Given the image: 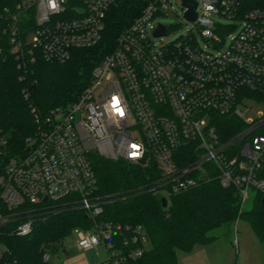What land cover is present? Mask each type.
Masks as SVG:
<instances>
[{
  "label": "built area",
  "instance_id": "built-area-1",
  "mask_svg": "<svg viewBox=\"0 0 264 264\" xmlns=\"http://www.w3.org/2000/svg\"><path fill=\"white\" fill-rule=\"evenodd\" d=\"M14 1L3 27L12 52L66 62L74 49L102 40L119 0H54L55 7L52 0ZM195 1L191 20L181 0L189 30L157 44L169 32L158 20L173 10L172 0H143L77 101L43 117L33 109L38 128L28 153L0 176V233L10 227L7 232L28 235L39 215L68 206L92 219L91 229L72 233L80 249L104 245V264H128L150 250L143 225L100 219L107 199L96 194L94 155L156 168L158 177L141 192L168 197L214 178L236 188L243 203L251 189L264 195V110L246 118L240 107L264 104V0ZM222 19L240 22L239 33L231 35L238 24ZM161 25L166 32L156 37ZM199 36L214 50L202 48ZM114 97L123 115L113 108ZM51 251L46 247V261ZM11 263L0 242V264Z\"/></svg>",
  "mask_w": 264,
  "mask_h": 264
},
{
  "label": "trees",
  "instance_id": "trees-1",
  "mask_svg": "<svg viewBox=\"0 0 264 264\" xmlns=\"http://www.w3.org/2000/svg\"><path fill=\"white\" fill-rule=\"evenodd\" d=\"M14 0H0V176L13 159L28 153L27 140L37 131L35 112L46 116L57 107L77 101L90 84L94 67L117 44L120 33L140 13L143 0H119L106 17L102 40L94 46L77 48L66 62L51 61L37 51L18 58L12 52L5 8ZM28 21L30 19H27ZM238 130L234 128L231 132ZM98 178L96 194L106 197L100 219L114 223H138L147 230L152 247L128 264H181L178 251L191 252L209 245L213 232L242 218L264 242V195H256L251 208L244 209L234 187L224 188L218 179L168 196L139 189L158 177L157 170L124 159L92 156ZM92 219L82 209L58 207L39 215L28 235L7 232L0 242L11 252V264H49L46 247L53 251L76 227L91 229ZM233 264H237L236 262Z\"/></svg>",
  "mask_w": 264,
  "mask_h": 264
},
{
  "label": "rangeland",
  "instance_id": "rangeland-1",
  "mask_svg": "<svg viewBox=\"0 0 264 264\" xmlns=\"http://www.w3.org/2000/svg\"><path fill=\"white\" fill-rule=\"evenodd\" d=\"M173 10L166 17L159 18V22L169 28V32L160 39L154 40L157 44L169 43L176 40L189 30L185 22L181 0H172ZM217 20V19H216ZM225 25L233 23L238 27L231 32V35L239 33L240 22H233L228 19L221 20ZM230 36H227L225 46H228ZM199 45L212 49V42L206 41L199 36ZM246 118H256L259 111L264 110V104H254L252 108L241 105ZM209 122V119H208ZM249 199L243 203L244 209L252 207L258 191L250 190ZM213 234L217 239L209 245H197L193 253L187 254L178 251V259L181 264H264V242H261L245 219H238L236 222L216 229ZM78 238L74 233L66 236L58 246L50 252L49 264H69L71 259L82 258L87 264H104L108 253L104 245H99L89 250L80 249L77 244ZM79 257V258H78Z\"/></svg>",
  "mask_w": 264,
  "mask_h": 264
},
{
  "label": "water",
  "instance_id": "water-1",
  "mask_svg": "<svg viewBox=\"0 0 264 264\" xmlns=\"http://www.w3.org/2000/svg\"><path fill=\"white\" fill-rule=\"evenodd\" d=\"M183 4L186 5L187 7H189V10L186 12L187 17L191 20L196 19L197 14H196L194 9L197 6V2L195 0H183ZM165 32H166L165 26L161 25L160 28H158L156 30L155 36L156 37L163 36L165 34ZM146 158H147V153H146L145 157L140 159V163L144 164L146 162ZM162 202H163L164 206H167L168 205L167 197L163 196ZM262 204L264 206V197L262 198Z\"/></svg>",
  "mask_w": 264,
  "mask_h": 264
},
{
  "label": "clouds",
  "instance_id": "clouds-1",
  "mask_svg": "<svg viewBox=\"0 0 264 264\" xmlns=\"http://www.w3.org/2000/svg\"><path fill=\"white\" fill-rule=\"evenodd\" d=\"M52 6L55 7V3H54V0H52ZM120 99L117 97H114L113 100H112V106L113 108L115 109L116 112L120 113V115H123V109L120 107ZM133 147V146H132Z\"/></svg>",
  "mask_w": 264,
  "mask_h": 264
},
{
  "label": "crops",
  "instance_id": "crops-1",
  "mask_svg": "<svg viewBox=\"0 0 264 264\" xmlns=\"http://www.w3.org/2000/svg\"><path fill=\"white\" fill-rule=\"evenodd\" d=\"M195 249H196V246H195V248H194V250L193 251H191V252H187V254H191V253H193L194 251H195ZM79 258V257H78ZM69 264H87L82 258H79V259H77V258H75V259H71L70 261H69Z\"/></svg>",
  "mask_w": 264,
  "mask_h": 264
},
{
  "label": "snow or ice",
  "instance_id": "snow-or-ice-1",
  "mask_svg": "<svg viewBox=\"0 0 264 264\" xmlns=\"http://www.w3.org/2000/svg\"><path fill=\"white\" fill-rule=\"evenodd\" d=\"M118 99V98H117ZM133 147L135 148V147H137L136 145H133Z\"/></svg>",
  "mask_w": 264,
  "mask_h": 264
}]
</instances>
